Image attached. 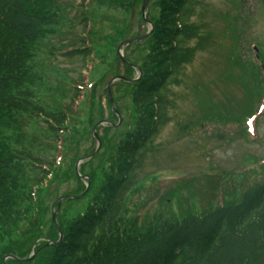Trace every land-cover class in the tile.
<instances>
[{
  "label": "trees",
  "instance_id": "trees-1",
  "mask_svg": "<svg viewBox=\"0 0 264 264\" xmlns=\"http://www.w3.org/2000/svg\"><path fill=\"white\" fill-rule=\"evenodd\" d=\"M87 1L86 8L85 0L80 5L84 12L81 24L90 30L79 34V41L68 46L70 50L64 54L84 62L99 55L93 37L95 23L89 17L95 8L92 0ZM143 1L123 3L128 31L120 34L119 41L131 35L133 17ZM152 2L155 15L149 13L147 19L153 23L154 32L127 49L129 64L117 53L114 56V76L135 78L136 70L130 64L143 73L135 83L119 82L112 87L114 105L120 113L118 94L124 89L131 96L133 112L124 131L113 126L118 118L106 91L97 97L101 80L92 78L94 69L90 88L85 81L71 83L75 87L70 88L66 106L45 105L35 91V86L44 82L43 75L35 70L38 47L57 35L63 21L60 0H0V264L8 255L31 259L8 260L7 264H264V182L246 183L249 177L255 179L264 172L260 162L258 168L226 176L229 179L223 189L216 183L205 185L206 191L197 193L200 188L194 185L195 178L176 183L152 214L136 215L145 205L143 201L131 204L143 189L141 174L159 154L157 140L171 122L172 88L181 85L183 70L209 42L208 36H201L203 27L193 22L197 8L206 0ZM140 22L135 36H141L146 25L141 12ZM133 48L145 51L142 59L129 56ZM48 49L52 54L63 50ZM257 58L258 63L250 61L248 67L241 60L232 62L247 76L249 72L250 102L264 98L257 74L264 72V54L260 51ZM233 82L247 87V80L240 77ZM74 104L77 111L72 109ZM82 104L91 130L103 120L110 125L98 130L101 153L80 168L81 175L90 178L89 191L78 201L67 200L61 208L57 220L64 239L57 244L59 233L51 214L58 197L50 203L53 187L74 180L77 185L67 195L86 190L75 169L82 158L77 156L79 146L87 133L79 120ZM199 105L203 112L210 111L204 121L242 125L254 114L253 107H247L225 117L205 98ZM221 108L225 111L228 106L221 104ZM30 123L45 125L47 137L54 140L51 157L33 155L26 133ZM242 133L249 138L246 127ZM90 136L92 148L85 156L96 150L91 132ZM57 153H62L61 163H57Z\"/></svg>",
  "mask_w": 264,
  "mask_h": 264
},
{
  "label": "rangeland",
  "instance_id": "rangeland-1",
  "mask_svg": "<svg viewBox=\"0 0 264 264\" xmlns=\"http://www.w3.org/2000/svg\"><path fill=\"white\" fill-rule=\"evenodd\" d=\"M124 2L125 0H92L95 10L91 11L89 17L95 23L93 37L98 45L99 55L95 58L91 56L84 62L80 57L64 56L67 50H70L67 47L79 41V34L86 32L81 24L84 15L83 9L80 8L82 0H60L63 5V21L58 26L56 36L40 43L35 61L36 73L44 77V82L35 86V91L45 105L66 106L70 101V88L75 87L71 83L87 82L92 69V78L95 76L96 80H101L97 97L106 90L115 77L114 56L121 43L119 36L128 31L125 26L127 14ZM87 3L85 0V8ZM152 5L153 2L149 4L148 13L155 15ZM141 8L140 4L132 20L131 35L127 39L139 33ZM193 22L203 27L201 36L209 37L208 47L205 51L198 52L193 62L185 67L181 85L172 88L174 107L170 110L171 122L157 140L160 145L157 158L150 160L140 176L143 189L132 198V205L139 201L145 204L138 209L136 215L155 212L160 207L162 197L170 188L175 187L176 183L195 178L194 185L200 188L196 190L197 193L205 192V185L213 186L216 183L223 189L229 179L226 176H236L249 168H258V163L264 162L263 111L255 122V133L259 139L250 140L243 136L244 124L227 123L225 120L204 121L203 118L210 111L203 112L199 105V101L205 98L225 117L236 115L239 109L247 107H253L256 112L258 99L250 102L247 91L252 85L248 78L249 72L247 76L238 66H233L232 62L241 60L245 67L249 66L250 61L255 64L257 59L252 48L254 44H257L261 54H264V0H206L197 8ZM149 28L148 25L142 27L143 31ZM196 42L197 40H194L192 44L195 45ZM50 47L65 48L53 51L52 54L48 49ZM133 49L129 51V56L133 60L142 59L145 51L142 48ZM80 69L83 71L81 75ZM247 70L255 71L252 68ZM137 73L136 71L135 76ZM257 74L264 87V72ZM237 77L247 80V87L234 83L233 80ZM118 98L122 109V124L117 128L125 131L128 127L124 124L130 122L133 112L131 96L124 93L123 89ZM221 104L227 105L228 109L222 110ZM72 109L77 111L75 106H72ZM79 109L81 129L87 133L81 141L77 156L85 157V152L92 148L90 132L92 133L93 129L87 124L85 105L82 104ZM212 112L216 110L213 109ZM94 114L97 116L98 111ZM44 128L45 125L41 123H30L27 124L26 133L28 140L32 142L33 155L46 159L53 153L54 140L47 137ZM183 128L186 131H183ZM101 151L102 149L98 154ZM58 155L57 153L56 156ZM97 164L98 160L93 163L94 166ZM152 173L149 179L148 175ZM255 182H264V172L259 177H249L246 181L250 185ZM76 185L74 180H70L53 187L50 203L58 196L74 190Z\"/></svg>",
  "mask_w": 264,
  "mask_h": 264
},
{
  "label": "water",
  "instance_id": "water-1",
  "mask_svg": "<svg viewBox=\"0 0 264 264\" xmlns=\"http://www.w3.org/2000/svg\"><path fill=\"white\" fill-rule=\"evenodd\" d=\"M148 2H149V0H145V2H144V6H143V13H144V15H145V11H146V8H147V4H148ZM140 39H142V38H137V39L129 40V41H127L126 43H123L122 45H120V46H119V49H118L119 54L123 57V55H122V53H121V48H122L124 45H130V44H132L133 42L139 41ZM108 93H109V95L111 96L110 86L108 87ZM120 121H121V118H120ZM97 127H98V126H97ZM94 136L98 139V136H97L96 132H94ZM100 147H101V143H99V148H100ZM98 151H99V149H98ZM98 151H97V152H98ZM60 204H61V202L59 203V206H60ZM54 220H56V214L54 215ZM58 230H59V232H60V234H61V240H62V239H63V235H62V232H61V230H60L59 227H58Z\"/></svg>",
  "mask_w": 264,
  "mask_h": 264
}]
</instances>
